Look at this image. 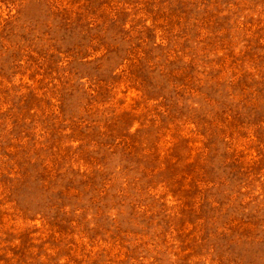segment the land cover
Masks as SVG:
<instances>
[{"label": "rangeland", "instance_id": "obj_1", "mask_svg": "<svg viewBox=\"0 0 264 264\" xmlns=\"http://www.w3.org/2000/svg\"><path fill=\"white\" fill-rule=\"evenodd\" d=\"M0 264H264V0H0Z\"/></svg>", "mask_w": 264, "mask_h": 264}]
</instances>
